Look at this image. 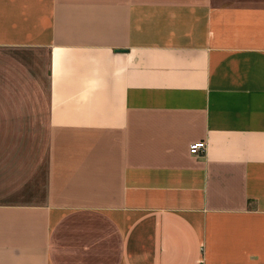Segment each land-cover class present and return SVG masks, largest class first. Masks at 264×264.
Wrapping results in <instances>:
<instances>
[{"label": "crops", "instance_id": "1", "mask_svg": "<svg viewBox=\"0 0 264 264\" xmlns=\"http://www.w3.org/2000/svg\"><path fill=\"white\" fill-rule=\"evenodd\" d=\"M260 1L0 0V264H264Z\"/></svg>", "mask_w": 264, "mask_h": 264}, {"label": "built area", "instance_id": "2", "mask_svg": "<svg viewBox=\"0 0 264 264\" xmlns=\"http://www.w3.org/2000/svg\"><path fill=\"white\" fill-rule=\"evenodd\" d=\"M206 151H207V144L205 143H198L190 148L191 155L195 157L204 155Z\"/></svg>", "mask_w": 264, "mask_h": 264}, {"label": "rangeland", "instance_id": "3", "mask_svg": "<svg viewBox=\"0 0 264 264\" xmlns=\"http://www.w3.org/2000/svg\"><path fill=\"white\" fill-rule=\"evenodd\" d=\"M258 3H260V4H264V0H261L260 2H258Z\"/></svg>", "mask_w": 264, "mask_h": 264}]
</instances>
